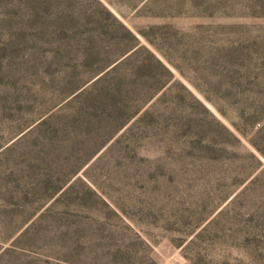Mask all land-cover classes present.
<instances>
[{
	"label": "rangeland",
	"instance_id": "rangeland-1",
	"mask_svg": "<svg viewBox=\"0 0 264 264\" xmlns=\"http://www.w3.org/2000/svg\"><path fill=\"white\" fill-rule=\"evenodd\" d=\"M0 264H264V0H0Z\"/></svg>",
	"mask_w": 264,
	"mask_h": 264
}]
</instances>
